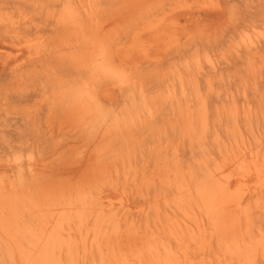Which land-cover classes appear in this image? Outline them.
Listing matches in <instances>:
<instances>
[{"label":"rangeland","instance_id":"obj_1","mask_svg":"<svg viewBox=\"0 0 264 264\" xmlns=\"http://www.w3.org/2000/svg\"><path fill=\"white\" fill-rule=\"evenodd\" d=\"M0 264H264V0H0Z\"/></svg>","mask_w":264,"mask_h":264}]
</instances>
